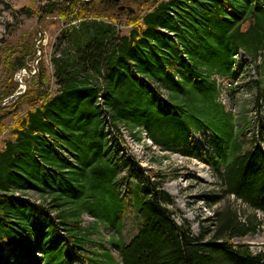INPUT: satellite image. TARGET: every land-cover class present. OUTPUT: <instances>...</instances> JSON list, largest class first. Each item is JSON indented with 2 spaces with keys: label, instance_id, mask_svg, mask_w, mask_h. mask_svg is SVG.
Instances as JSON below:
<instances>
[{
  "label": "trees",
  "instance_id": "trees-1",
  "mask_svg": "<svg viewBox=\"0 0 264 264\" xmlns=\"http://www.w3.org/2000/svg\"><path fill=\"white\" fill-rule=\"evenodd\" d=\"M120 1L66 0L47 6L48 12L55 10L59 16L73 22L59 36L61 52L51 58L57 88L49 96L46 87L41 88L44 85L42 75L40 85L36 84L37 88L32 90L28 87L11 108L16 103L34 105L42 101L41 106H35L29 124L42 120L38 127L45 131L50 143L56 145L55 153L63 164L61 170L58 163L51 169L49 164L54 163L48 156L47 185L30 177L39 183L30 187L39 191L40 201L14 194L11 188L7 189L8 196L0 200V204L3 202L0 205V254L2 252L8 264L13 261V253L17 257L15 264L23 261L26 264H69L68 248L81 249L86 239L80 226V210L88 203L89 209L104 212L98 220L120 230L121 215L117 212L123 209L125 202L119 198V192L112 189L116 169L106 158L113 150L111 143L117 146L120 141L121 135L116 136L120 130L118 123L127 125L130 132L135 130L132 127L145 128L148 138L168 151L182 148L185 155L194 154L189 147L194 128L188 127L179 113L170 115L171 105L162 99L164 96L158 88L153 93L142 89L138 82L136 73L150 68L146 64L148 61L162 57L154 46L159 36L165 35V31L173 33L186 55L188 50L203 49L200 48L203 34H213L216 29L217 47L195 54L204 56L221 74L229 75H233L231 66L236 49L244 47L253 52L258 45L264 47V3L261 0H141L139 10L121 5ZM225 3L229 4L228 8L224 7ZM142 9L146 11L139 15ZM103 19L110 22L98 21ZM111 22H124L131 27L122 35L115 32ZM28 38L22 36L16 45L9 46L6 64L10 63V57L18 56L13 66H5L3 71L7 75L0 77V100L14 91L10 78L12 70L24 67L23 58L33 53ZM189 72L188 67L187 71L183 69L179 80L199 94V107L188 116L191 122L197 123L199 113L203 112L201 106L208 107L216 99V85L208 78L204 83L202 79L194 81ZM169 89L174 100L181 95L192 96L191 90L183 89L178 80L169 84ZM98 97H101V104ZM5 106L1 105L0 110ZM3 118L0 117V131ZM219 123L216 127L224 131L225 137L215 140L219 144L214 145L210 161L217 164L223 191L243 199L254 211L264 212L263 145L258 141L243 150L238 139L230 140L232 124L229 120L222 118ZM225 126L228 129L225 130ZM29 129L26 126L25 133ZM86 140L96 145L95 151L88 154L94 166L95 191L85 196L89 198L87 201L84 197L83 202L68 208V217L52 220L53 193L62 192L64 173L79 162L81 146ZM222 162L224 169L221 171ZM127 164L128 174L139 177L140 181L135 191L137 226L129 239L118 245L121 264H264L262 255L252 254L232 243L235 236L257 228L259 222L255 214L242 219L235 209L216 211L213 230L207 238L204 234L196 238L185 221L178 223L174 218L173 200L161 189L162 178L148 173L134 161ZM74 185L83 188V182ZM3 191L0 190V198L6 195ZM128 192L126 189L125 194ZM106 193L109 199L103 197ZM74 195L79 196L80 192ZM216 201L213 198L211 202L215 204ZM20 204L25 210L23 216L15 213ZM4 205L8 207L6 211ZM76 213L78 217L74 220ZM4 227L8 230L6 234L2 233ZM4 239L10 244L8 253L2 248ZM106 259L112 261L110 256Z\"/></svg>",
  "mask_w": 264,
  "mask_h": 264
},
{
  "label": "rangeland",
  "instance_id": "rangeland-1",
  "mask_svg": "<svg viewBox=\"0 0 264 264\" xmlns=\"http://www.w3.org/2000/svg\"><path fill=\"white\" fill-rule=\"evenodd\" d=\"M62 1L66 0H0V77L7 75L3 70L9 64L13 66L12 62L17 60L18 54H15L10 57V63L6 64L5 58L10 54V45H16L22 36L27 35L28 42L33 47V53L23 58L26 65L13 69L10 74L11 85L15 86L13 93L0 100V106L7 105L0 110V117L4 116L0 141L6 135L5 131L15 124L20 115L42 102L39 101L34 105L16 103L11 108L28 87L29 90L36 89V84L40 85L39 80L43 75L44 85L42 84L41 88L46 87L49 96L57 88L51 58L61 52L59 36L64 28L73 22H69V18L59 16L55 10L48 12L47 6L49 7L53 2L61 4ZM140 1L121 0L119 4L130 5L139 10ZM224 7L228 8L229 4L225 3ZM145 11L142 9L139 15ZM111 24L115 25V32L120 34L128 32L131 27L126 26L124 22H111ZM243 27H246V24ZM215 33L216 29L213 34L205 32L202 36L203 44H200V48L203 49L188 50L185 55L178 37L176 39L173 33L165 31L163 33L165 35L159 36L157 42H154L155 50L162 57L148 61L146 64L150 68H143L136 73L142 89L154 93L158 88L157 90L164 96L162 99L171 105L170 115L172 112L179 113L185 119L186 125L194 128L189 144L194 154L185 155L182 148L175 152L168 151L154 144L148 138L145 128L132 127L135 130L133 129L131 133L127 125L118 123L120 141L117 142V146L111 143L113 150L106 154V158L116 169L112 189L119 192V198L125 202V208L117 212L121 215V228L117 231L105 221L98 220L104 212L86 207L90 203L83 206L80 210V226L86 239L81 249L75 246L68 248L69 264H95L92 259L99 264H121L118 245L126 242L137 226V220L134 218L135 191L140 179L128 174L127 163L131 161L148 173L162 178L161 189L173 200L174 218L178 223L181 220L185 221L189 225L191 234L196 238L202 234L207 238L209 231L213 230L216 211L235 209L242 219L255 214L259 222L257 228L245 235L235 236L232 243L242 250L247 249L250 253L262 255L264 258V212L254 211L243 199L225 193L220 184L219 172L216 171L217 164L210 161L211 156L214 155V145L219 144V141L215 140L225 137L224 131L216 127L220 126L219 119L222 118L228 119L232 124L230 140L238 139L243 150L258 141L264 149V47L258 45L253 52L244 47L236 49L233 52L231 66L233 75L221 74L218 68L213 67V63L203 58L204 56L196 55L201 51L206 52L207 48L217 47ZM188 46L190 47L189 43ZM40 51V58L36 62ZM187 67L190 69L192 80L202 79L204 83V79L208 78L216 85V99H213L208 107L206 104L201 106L203 112L199 113L200 120L197 123L191 122L188 116L199 107V94L196 90L193 91L192 86L184 85L179 80L183 69L186 68L187 71ZM176 80L183 89L191 90L192 96L189 97L192 99L186 97L188 95L171 99L169 84L175 83ZM18 92L22 93L13 96ZM226 129L228 126H225ZM95 147L94 143L87 140L83 142L79 162L69 172L64 173L62 192H55L52 196L54 210L51 215L52 220L60 221L61 217H68V208H74L76 204L83 202L85 196L95 191L93 161L89 162L91 158L88 157L89 152ZM102 150L105 151V148L102 147ZM220 169L221 171L224 169L223 162L220 164ZM75 182H83V188L79 189L74 185ZM126 189L129 190L127 195ZM76 192H80V195L75 196ZM17 194L27 196L35 202L40 201L36 194ZM103 197L109 199L107 193ZM213 198L217 200L215 204L211 202ZM88 199L85 197L86 201ZM77 217L78 213L73 215L74 220ZM1 254L0 264H8ZM13 256V261L9 264H15L16 253H13ZM107 256H110L112 261L106 259ZM21 264H26V261Z\"/></svg>",
  "mask_w": 264,
  "mask_h": 264
},
{
  "label": "crops",
  "instance_id": "crops-1",
  "mask_svg": "<svg viewBox=\"0 0 264 264\" xmlns=\"http://www.w3.org/2000/svg\"><path fill=\"white\" fill-rule=\"evenodd\" d=\"M98 21L109 22L104 19ZM126 33H122V35ZM41 105L39 104V106ZM35 109L33 107L20 115L15 124L10 128L7 127L6 135L0 141V190H4L3 192L6 194L1 195L0 200L8 196L7 189L9 188L14 194H36L40 198L39 191L34 187H30L39 183L30 180V177L33 176L39 182L47 185L49 172L46 168L48 166L46 159H48V156L49 160L54 163L49 164L51 169L57 167V163L60 166V170L62 169L63 161L55 153L56 145L51 144L50 142L52 141L47 138L48 135L45 131L38 127L42 124V120L38 119L33 121L34 124H29L30 116ZM26 126H29L30 129L25 133ZM61 134L59 133L60 136ZM0 205H3V202ZM7 208L4 205L5 211ZM17 212L20 216H23L25 210L21 204L15 213ZM2 231L4 234L8 232L6 227Z\"/></svg>",
  "mask_w": 264,
  "mask_h": 264
},
{
  "label": "built area",
  "instance_id": "built-area-1",
  "mask_svg": "<svg viewBox=\"0 0 264 264\" xmlns=\"http://www.w3.org/2000/svg\"><path fill=\"white\" fill-rule=\"evenodd\" d=\"M263 3H264V0H261ZM101 97H98V103H100L101 104ZM118 135H120L119 133L118 134H116V136H118ZM10 244H9V241H8V239H4L3 241H2V248H3V250H4V252L5 253H8L9 252V246Z\"/></svg>",
  "mask_w": 264,
  "mask_h": 264
},
{
  "label": "water",
  "instance_id": "water-1",
  "mask_svg": "<svg viewBox=\"0 0 264 264\" xmlns=\"http://www.w3.org/2000/svg\"><path fill=\"white\" fill-rule=\"evenodd\" d=\"M40 35H41V33H40ZM40 54H41V51L39 52V56L37 57V59L35 60L36 62L39 60V58H40ZM28 72V71H27ZM19 82L21 81L20 79L18 80ZM22 92H18V93H14L13 94V96H17V95H19V94H21ZM4 103V102H3Z\"/></svg>",
  "mask_w": 264,
  "mask_h": 264
}]
</instances>
